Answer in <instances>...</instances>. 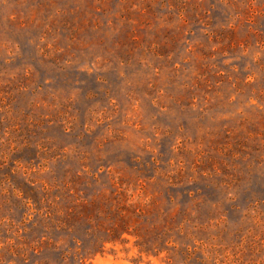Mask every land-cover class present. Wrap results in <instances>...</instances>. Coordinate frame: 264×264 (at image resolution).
I'll use <instances>...</instances> for the list:
<instances>
[{
    "label": "rangeland",
    "instance_id": "obj_1",
    "mask_svg": "<svg viewBox=\"0 0 264 264\" xmlns=\"http://www.w3.org/2000/svg\"><path fill=\"white\" fill-rule=\"evenodd\" d=\"M0 264H264V0H0Z\"/></svg>",
    "mask_w": 264,
    "mask_h": 264
}]
</instances>
